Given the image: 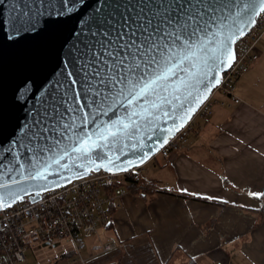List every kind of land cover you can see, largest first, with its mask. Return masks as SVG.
<instances>
[{"label": "snow or ice", "instance_id": "obj_1", "mask_svg": "<svg viewBox=\"0 0 264 264\" xmlns=\"http://www.w3.org/2000/svg\"><path fill=\"white\" fill-rule=\"evenodd\" d=\"M64 5L67 10L57 15L67 19L60 22L75 18L81 24L71 29L75 55L64 65L75 69L67 72L69 79L78 77L69 87L82 88L73 105L83 95L82 107L92 111L68 105L67 91L49 99L50 111L28 126V145L19 144L42 161L33 164L32 179H46L53 164L72 154L111 171L113 158L105 153L107 164H96L94 150L130 137L142 141L141 133L151 139L165 118L181 124L164 131L179 130L192 110L185 105L201 102L220 83L221 73L235 62L233 45L264 14V0H64ZM23 30H37L31 17ZM65 139L69 143L58 147Z\"/></svg>", "mask_w": 264, "mask_h": 264}, {"label": "crops", "instance_id": "obj_2", "mask_svg": "<svg viewBox=\"0 0 264 264\" xmlns=\"http://www.w3.org/2000/svg\"><path fill=\"white\" fill-rule=\"evenodd\" d=\"M259 49L235 83L240 102L215 93L212 115L195 121L185 145L140 174L227 206L126 190L110 227L85 238V264H264V37Z\"/></svg>", "mask_w": 264, "mask_h": 264}, {"label": "water", "instance_id": "obj_3", "mask_svg": "<svg viewBox=\"0 0 264 264\" xmlns=\"http://www.w3.org/2000/svg\"><path fill=\"white\" fill-rule=\"evenodd\" d=\"M66 10L64 0H0V205L3 207L11 206L23 196L37 195L66 185L89 175L91 171L104 170L117 174L144 166L192 120L198 108L220 84L205 94L201 102L193 100L190 105H185L186 109L190 107L192 110L179 130L164 131L174 128V124H181L179 118L175 122L171 118H165L167 122H159L160 129L151 134V139L148 134L141 133L142 141L130 137L110 148L94 150L92 159L96 164H107L105 153L113 158L116 167L109 165L111 171L104 167L96 168L95 164L76 159L75 154H72L73 158L65 156L59 165L53 164L46 179H32L29 174L35 171L33 164L42 161L39 157L33 160V154L27 148L19 147L21 143L28 145V126L34 118L39 119L46 109L50 111L49 99L52 96L59 99L67 91L68 105H73L74 93H82L80 85L69 87L71 79L78 77L69 79L67 72L75 69L64 67L65 62L75 55L72 45L76 40L71 29L75 27L78 31L81 27L75 18L67 23L60 22L67 18L58 16L57 13ZM24 13L28 15L25 16ZM29 17L36 24V31L23 30L29 23ZM253 26L248 25L246 34ZM17 29H20L19 34ZM10 35L12 39H9ZM233 49L235 51V45ZM228 69L221 73L220 82ZM85 104L87 99L81 95L73 106L81 107L82 111H92L82 107ZM61 111H64V107ZM71 115L68 113L66 118ZM179 115H184V112ZM107 119L108 117L99 116V120ZM91 127L94 129V125ZM13 141H16L15 145ZM68 143V140H62L58 147L62 148ZM49 146H52L51 143ZM48 155L50 154L45 153V158ZM128 160H132L134 165H129Z\"/></svg>", "mask_w": 264, "mask_h": 264}, {"label": "built area", "instance_id": "obj_4", "mask_svg": "<svg viewBox=\"0 0 264 264\" xmlns=\"http://www.w3.org/2000/svg\"><path fill=\"white\" fill-rule=\"evenodd\" d=\"M264 37V14L256 17V24L235 44L236 59L223 74L219 86L198 108L192 120L159 151L165 157L179 150L187 142L193 119H207L212 115L215 93L240 102L235 95L237 79L260 56L259 44ZM264 52V50H263ZM142 167L127 172L91 171L89 175L37 195L23 196L11 206L0 205V264H32L27 253L33 241H69L76 253L85 250L86 237L97 234L99 228L111 223L115 200L131 181H138ZM113 244L102 245L110 251ZM216 264H223L218 262Z\"/></svg>", "mask_w": 264, "mask_h": 264}, {"label": "rangeland", "instance_id": "obj_5", "mask_svg": "<svg viewBox=\"0 0 264 264\" xmlns=\"http://www.w3.org/2000/svg\"><path fill=\"white\" fill-rule=\"evenodd\" d=\"M197 117L193 119L192 123L200 119ZM155 158H160V155ZM149 167V164L146 163L140 174L144 175ZM86 250L81 251L80 254L76 253L69 241L33 242L27 253V258L32 259V264H85Z\"/></svg>", "mask_w": 264, "mask_h": 264}, {"label": "trees", "instance_id": "obj_6", "mask_svg": "<svg viewBox=\"0 0 264 264\" xmlns=\"http://www.w3.org/2000/svg\"><path fill=\"white\" fill-rule=\"evenodd\" d=\"M194 123H191L190 125V132L195 131L194 129ZM159 154H157L156 156H158ZM155 156V157H156ZM155 157H153L152 159H155ZM151 159V160H152ZM223 181H226L225 179H223ZM127 191L131 192V193H144V192H153V193H162V194H168V195H172V196H176L182 199H187V200H195V201H199V202H203V203H207V204H219L221 206H227V204L223 203V202H218V201H213V200H207L205 198H201V197H195V196H190L187 195L184 192H179V191H173V190H169V189H165V188H160L158 187L155 183H151V182H141L140 178L138 181H131L129 182V184L126 187ZM264 197V193L262 196H260L258 198L259 201H262V198ZM115 207L112 206L111 207V212H114ZM262 211V208H261ZM107 227H110V224L107 225ZM33 242H41V241H36L34 240Z\"/></svg>", "mask_w": 264, "mask_h": 264}, {"label": "bare ground", "instance_id": "obj_7", "mask_svg": "<svg viewBox=\"0 0 264 264\" xmlns=\"http://www.w3.org/2000/svg\"><path fill=\"white\" fill-rule=\"evenodd\" d=\"M192 123V122H191ZM103 230V229H102Z\"/></svg>", "mask_w": 264, "mask_h": 264}]
</instances>
